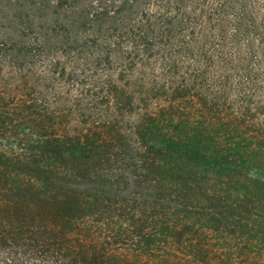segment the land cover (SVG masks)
<instances>
[{
	"label": "trees",
	"instance_id": "obj_1",
	"mask_svg": "<svg viewBox=\"0 0 264 264\" xmlns=\"http://www.w3.org/2000/svg\"><path fill=\"white\" fill-rule=\"evenodd\" d=\"M0 40V182L61 224L28 227L40 264H114L78 219L149 254L264 248V0H0Z\"/></svg>",
	"mask_w": 264,
	"mask_h": 264
},
{
	"label": "rangeland",
	"instance_id": "obj_2",
	"mask_svg": "<svg viewBox=\"0 0 264 264\" xmlns=\"http://www.w3.org/2000/svg\"><path fill=\"white\" fill-rule=\"evenodd\" d=\"M13 44L0 40V50L6 52ZM5 65L6 61L1 59L0 55V94L3 95H7L13 85L9 75L10 71L5 68ZM136 116L137 113L132 114V117ZM27 169L19 170L17 182L15 181L17 185L22 186L35 179V174ZM0 183V264H40L32 249L25 246L30 239V241H34L28 227L50 228L53 225L54 229L60 228V222L50 217L55 206L47 204L44 198L39 201L35 197L26 195L22 190L23 203L15 207L13 203L17 198V186L13 181H9L7 185L5 182ZM13 184L16 188L15 192L9 190ZM39 213H43L44 216H37ZM97 221L95 223L90 219L75 220L73 225L65 227L66 236L69 237L72 245L82 244L88 250L96 249L101 255H106L114 264H264V248L244 250L243 252L233 249L228 251V245L225 244L222 247L221 242H218L214 237L207 238L211 244L207 245L203 257L199 258H195L187 251L177 252L175 246L170 248L172 249L171 253L166 251H158L153 254L145 253L137 250V242L134 238L133 240L129 238L125 241L121 240L125 238L118 233L113 222ZM124 226L128 225L124 224ZM20 227L22 228L19 232H13V229ZM41 235L42 237L48 236L49 230L43 231ZM122 242L126 245L120 244Z\"/></svg>",
	"mask_w": 264,
	"mask_h": 264
}]
</instances>
